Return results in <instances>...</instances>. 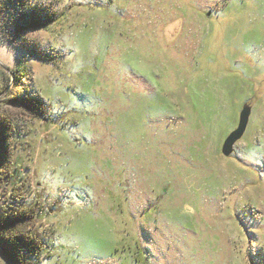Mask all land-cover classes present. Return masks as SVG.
<instances>
[{
	"label": "rangeland",
	"instance_id": "obj_1",
	"mask_svg": "<svg viewBox=\"0 0 264 264\" xmlns=\"http://www.w3.org/2000/svg\"><path fill=\"white\" fill-rule=\"evenodd\" d=\"M28 4L54 21L0 33V213L36 264H264V0Z\"/></svg>",
	"mask_w": 264,
	"mask_h": 264
},
{
	"label": "trees",
	"instance_id": "obj_2",
	"mask_svg": "<svg viewBox=\"0 0 264 264\" xmlns=\"http://www.w3.org/2000/svg\"><path fill=\"white\" fill-rule=\"evenodd\" d=\"M54 19L52 15L43 16L34 12L29 6L28 0H0V33L6 35L7 39H20L23 32L29 29L46 28ZM0 34V35H1ZM14 72V71H13ZM3 75L7 76L4 71ZM8 88V84H0V94ZM6 96V95H5ZM22 103L29 105L28 101L22 100ZM9 122L0 116V156L3 157L7 152L8 136L7 130L11 127L6 125ZM0 213V245L5 250L7 264H36L40 255L45 249L42 238L35 232H23L17 227L26 221L20 214Z\"/></svg>",
	"mask_w": 264,
	"mask_h": 264
},
{
	"label": "water",
	"instance_id": "obj_3",
	"mask_svg": "<svg viewBox=\"0 0 264 264\" xmlns=\"http://www.w3.org/2000/svg\"><path fill=\"white\" fill-rule=\"evenodd\" d=\"M250 114L251 108L245 105L240 113V121L238 127L233 130L224 141L222 148V152L224 155H230V153L233 151L234 144L243 136L249 121Z\"/></svg>",
	"mask_w": 264,
	"mask_h": 264
}]
</instances>
